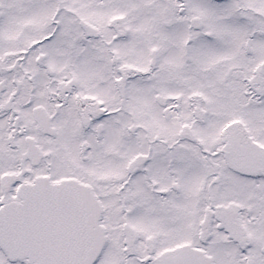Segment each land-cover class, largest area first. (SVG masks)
<instances>
[{
    "label": "snow or ice",
    "instance_id": "1",
    "mask_svg": "<svg viewBox=\"0 0 264 264\" xmlns=\"http://www.w3.org/2000/svg\"><path fill=\"white\" fill-rule=\"evenodd\" d=\"M0 264H264V0H0Z\"/></svg>",
    "mask_w": 264,
    "mask_h": 264
}]
</instances>
